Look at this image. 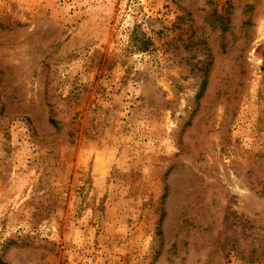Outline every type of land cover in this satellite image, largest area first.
<instances>
[{
  "label": "rangeland",
  "instance_id": "374dc122",
  "mask_svg": "<svg viewBox=\"0 0 264 264\" xmlns=\"http://www.w3.org/2000/svg\"><path fill=\"white\" fill-rule=\"evenodd\" d=\"M0 264H264V0H0Z\"/></svg>",
  "mask_w": 264,
  "mask_h": 264
}]
</instances>
